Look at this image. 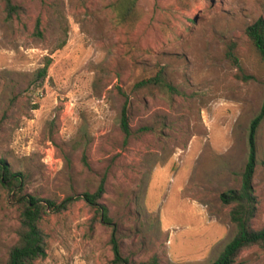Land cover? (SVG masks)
<instances>
[{"label":"rangeland","instance_id":"obj_1","mask_svg":"<svg viewBox=\"0 0 264 264\" xmlns=\"http://www.w3.org/2000/svg\"><path fill=\"white\" fill-rule=\"evenodd\" d=\"M12 1L24 11L7 19L0 5V160L22 176L23 193L72 197L41 219L46 256L33 264H115L111 239L136 262H212L235 232L220 193L240 183L263 101L264 61L245 27L264 17V0H138L131 28L115 20L112 0ZM230 43L238 64L226 56ZM159 67L177 93L132 88ZM256 147L258 229L264 117ZM103 177L98 201L110 223L92 219L80 196ZM12 194L0 184V264L17 240ZM237 264H264V246L243 249Z\"/></svg>","mask_w":264,"mask_h":264},{"label":"trees","instance_id":"obj_2","mask_svg":"<svg viewBox=\"0 0 264 264\" xmlns=\"http://www.w3.org/2000/svg\"><path fill=\"white\" fill-rule=\"evenodd\" d=\"M2 10L7 19L18 18L24 11L22 5L12 0H0ZM115 20L127 27H133L140 19L141 13L138 0H112L110 2ZM39 33L38 27H36ZM245 34L251 41L259 57L264 61V17H257L252 23L245 27ZM226 56L235 64H238L237 56L233 51L232 43L229 44ZM45 68H42V74ZM144 87L157 88L160 91L172 95L177 93V87L168 79L163 67H159L153 75L143 77L133 83L134 90ZM124 100L119 115V126L127 139L131 134L128 96L124 91ZM264 117V95L259 112L251 119L248 129V155L244 164L240 183L238 187L229 188L220 193V200L229 206L228 215L235 232L230 240L226 242L217 257L209 264H237L241 251L252 245L264 246V225L258 229L252 227L251 223L258 210V198L255 193L253 178L257 163L256 132L258 125ZM82 161L86 165L85 154ZM0 184L7 190L13 191L20 204L19 228L17 240L10 246L4 264H33L36 260L44 258L47 250V237L43 231L40 221L49 211L66 208L72 197H67L61 202L52 199L25 194L22 192V176L13 172L8 164L0 160ZM104 177L93 192L84 191L81 198L93 209L92 219L103 223L112 221L107 207L98 200L104 193ZM113 251V263L115 264H159L158 258L153 255L146 260L132 261L123 257L116 242L111 239Z\"/></svg>","mask_w":264,"mask_h":264}]
</instances>
